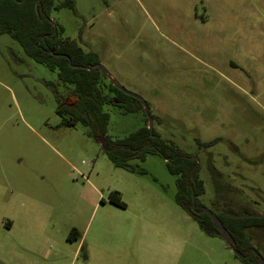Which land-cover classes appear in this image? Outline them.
<instances>
[{
	"label": "rangeland",
	"instance_id": "1",
	"mask_svg": "<svg viewBox=\"0 0 264 264\" xmlns=\"http://www.w3.org/2000/svg\"><path fill=\"white\" fill-rule=\"evenodd\" d=\"M50 17L197 161L204 207L264 215V0H73ZM48 82L63 92L56 72L0 34V264H246L175 202L160 155L130 160L142 173L116 167L87 126L60 125ZM132 106L129 95L103 106L112 138L145 123ZM73 227L87 256L74 255ZM245 235L264 257V227Z\"/></svg>",
	"mask_w": 264,
	"mask_h": 264
},
{
	"label": "trees",
	"instance_id": "2",
	"mask_svg": "<svg viewBox=\"0 0 264 264\" xmlns=\"http://www.w3.org/2000/svg\"><path fill=\"white\" fill-rule=\"evenodd\" d=\"M64 6L72 8L73 0H0V34L11 36L28 57L56 72L62 84L63 92L59 93L57 85L47 83L56 95L55 111L61 117L59 124L73 126L80 122L87 126L89 135L95 139L102 138L101 147L116 167L142 173V169L130 160L143 161L150 153L160 155L165 159L168 172L175 176V202L193 217L205 234L221 237L206 213L191 209L192 194L195 195L196 209L202 207L197 197L203 193V183L199 179V166L195 159L167 144L154 128L150 135L146 116L145 123L125 137L112 138L107 134L109 113L103 106L112 102L114 96L128 95L97 69L96 64L100 59L96 52L84 50L76 39L62 37L64 28L51 22V11ZM138 108L143 111L139 101L138 107L132 106L128 110ZM109 201L120 207L125 206L117 190L109 192ZM216 216L233 237L234 248L243 255L245 263L259 264L256 255L250 251L252 244L245 230L264 226V215L254 210L248 215L240 214L226 206ZM77 233L75 227L71 228L67 240H73Z\"/></svg>",
	"mask_w": 264,
	"mask_h": 264
},
{
	"label": "water",
	"instance_id": "3",
	"mask_svg": "<svg viewBox=\"0 0 264 264\" xmlns=\"http://www.w3.org/2000/svg\"><path fill=\"white\" fill-rule=\"evenodd\" d=\"M51 22L53 23V21L51 20ZM69 63H70V59L68 58ZM97 69L114 85L116 86L120 91H122L123 93L137 99L143 108V112L144 115L146 116L147 119V127L150 130V135H152V117L149 113L148 110V106L146 101L144 100L143 97H141L140 95H138L135 92H132L130 90L125 89L123 86H121L106 70V68L101 64V63H97L96 64ZM99 142L101 144L102 142V138L99 139ZM191 209L193 212H205L212 220V222L215 225L216 230L220 233L221 237H223V239H225V241L231 246V249L234 253H236L239 257H243V255H241L235 248V241L233 239V237L231 236V234L226 230V228L222 225L220 219L216 216L215 213H213L211 210H209L206 207H203L200 211H196L195 209V195L192 194V205H191ZM251 252L254 253L257 257L258 263L259 264H264V257L258 252L256 251L254 248H250Z\"/></svg>",
	"mask_w": 264,
	"mask_h": 264
},
{
	"label": "flooded vegetation",
	"instance_id": "4",
	"mask_svg": "<svg viewBox=\"0 0 264 264\" xmlns=\"http://www.w3.org/2000/svg\"><path fill=\"white\" fill-rule=\"evenodd\" d=\"M217 202H218V200H215L214 199V201H212V203L211 204H214L215 206H216V211L217 212H214L215 214L216 213H219L220 211H222V209L223 208H225L226 206H229V207H231V208H233L236 212H239L240 214H245V215H248V214H250V213H252L253 212V209H252V207L250 206V205H248V206H246V205H244V204H242V203H236L234 206H230V205H228V204H222V206H219L218 204H217ZM201 203V202H200ZM202 204V203H201ZM192 205V204H191ZM218 206H219V208H218ZM240 206V207H239ZM204 207V205L202 204V207L198 210V209H196V207H195V209H196V211H200L202 208ZM199 213V212H198ZM205 213V212H204ZM257 227V226H256ZM262 227H264V226H262ZM252 228V227H251ZM248 229H250V228H248ZM231 247V246H230Z\"/></svg>",
	"mask_w": 264,
	"mask_h": 264
},
{
	"label": "crops",
	"instance_id": "5",
	"mask_svg": "<svg viewBox=\"0 0 264 264\" xmlns=\"http://www.w3.org/2000/svg\"><path fill=\"white\" fill-rule=\"evenodd\" d=\"M77 234L74 238V240H77V246H78V249L77 247L75 248V253L74 255L77 253L78 250H83L85 253V255L87 256V246L85 245V243L83 242L84 240V236H85V230H82V231H78L77 230ZM85 245V246H84Z\"/></svg>",
	"mask_w": 264,
	"mask_h": 264
}]
</instances>
